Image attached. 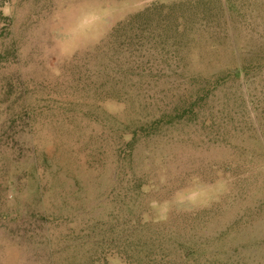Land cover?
<instances>
[{
	"label": "rangeland",
	"instance_id": "374dc122",
	"mask_svg": "<svg viewBox=\"0 0 264 264\" xmlns=\"http://www.w3.org/2000/svg\"><path fill=\"white\" fill-rule=\"evenodd\" d=\"M0 264H264V0H0Z\"/></svg>",
	"mask_w": 264,
	"mask_h": 264
},
{
	"label": "trees",
	"instance_id": "16d2710c",
	"mask_svg": "<svg viewBox=\"0 0 264 264\" xmlns=\"http://www.w3.org/2000/svg\"><path fill=\"white\" fill-rule=\"evenodd\" d=\"M171 7L172 6L165 5V4H155V5L147 8L146 10H144L142 12H139V13L131 16L126 23H123L122 25H119V27H117L113 31V33L111 34L109 43L110 44L117 43L120 40V38H121L119 36L120 32L122 30H124V29H127V27H130V29H132V34H130L131 37L128 38L130 40V42H134L135 40H137V44H142L141 42H143V41L140 38H137V36H136L137 33H135V30L137 28L135 27V24H137L138 21L140 22V20H143L144 23L142 25L143 26L142 31H144V32L147 31L148 32L149 29L153 26V23L155 21L161 20V16L162 15H165L164 18L162 17V20H165L166 21L167 20L166 17H169L170 15H172L174 13V11L172 9H170ZM133 30H134V33H133ZM155 40H157V39L152 40V42L150 40L149 43H153ZM120 44L121 45H124L123 41H121ZM130 44H133V43H130ZM245 69H247V67L238 68V70H241V71H243ZM240 72L239 71L235 72L236 73L235 75H240ZM186 114H188V113H186ZM175 116L176 115H174L173 118H169L170 119V122H172V121H174L176 119L181 120V119L184 118L183 113L182 114H179L176 117ZM161 121H164V118L158 120V122H156V123H152L150 126H155V125L157 126L158 123L161 124ZM186 256L187 255H185L183 258L185 259Z\"/></svg>",
	"mask_w": 264,
	"mask_h": 264
}]
</instances>
